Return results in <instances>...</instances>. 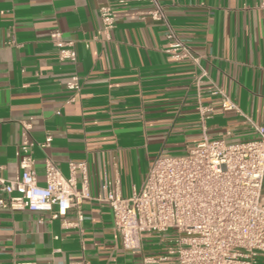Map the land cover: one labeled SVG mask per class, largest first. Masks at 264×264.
<instances>
[{
  "label": "crops",
  "instance_id": "obj_1",
  "mask_svg": "<svg viewBox=\"0 0 264 264\" xmlns=\"http://www.w3.org/2000/svg\"><path fill=\"white\" fill-rule=\"evenodd\" d=\"M179 38L202 58L173 61L167 27L131 15L137 4L117 0H0V178L20 173L17 151L31 126L35 170L45 184V161L68 177L83 163L90 200L76 212L0 209V264H176L164 258L167 234H144L126 250L105 201L141 190L155 160L182 156L204 138L240 143L257 137L246 117L264 125V0H161ZM118 14L108 39L100 9ZM73 42L77 61H61L51 33ZM206 72L198 86L196 79ZM83 82L69 102L67 83ZM217 87L237 105L225 112ZM212 108L203 122L199 105ZM50 139V141H48ZM79 185L82 174H76ZM0 197L5 194L0 190ZM57 211V208L55 209Z\"/></svg>",
  "mask_w": 264,
  "mask_h": 264
},
{
  "label": "built area",
  "instance_id": "obj_2",
  "mask_svg": "<svg viewBox=\"0 0 264 264\" xmlns=\"http://www.w3.org/2000/svg\"><path fill=\"white\" fill-rule=\"evenodd\" d=\"M119 6L137 4L133 12L140 20L150 19L167 27L169 47L166 55L173 61H190L201 68L202 58L183 42L169 22L161 0H117ZM103 29L98 35L108 39L118 14L111 6L100 9ZM59 59L75 63L73 42L63 40L60 31L51 33ZM206 72L196 79L199 86ZM69 102L83 89L78 76L67 83ZM211 95L220 100L225 112L238 111L237 105L220 88ZM201 120L212 108L198 107ZM257 137L229 143L210 139L182 156H160L151 167L141 190L129 198L113 195L95 198L107 202L113 212L115 230L126 250L140 247L144 234H167L169 249L164 258H147L146 263L174 260L176 264H264V125L246 117ZM30 125H24L23 141L17 151L20 173L13 181L0 178V209L11 212L52 213V218L76 212L74 227L82 233V204L90 200L86 167L69 163L65 177L51 160L45 161V184L40 185L35 170ZM50 141V139L48 140ZM82 174L79 185L76 174ZM57 208V211L55 209Z\"/></svg>",
  "mask_w": 264,
  "mask_h": 264
}]
</instances>
